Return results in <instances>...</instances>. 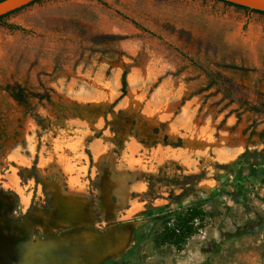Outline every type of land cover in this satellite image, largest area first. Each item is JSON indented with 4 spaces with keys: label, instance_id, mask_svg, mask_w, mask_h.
Listing matches in <instances>:
<instances>
[{
    "label": "rangeland",
    "instance_id": "obj_1",
    "mask_svg": "<svg viewBox=\"0 0 264 264\" xmlns=\"http://www.w3.org/2000/svg\"><path fill=\"white\" fill-rule=\"evenodd\" d=\"M0 118V264H264L263 14L39 0L0 22ZM202 197L197 232L160 244Z\"/></svg>",
    "mask_w": 264,
    "mask_h": 264
},
{
    "label": "trees",
    "instance_id": "obj_2",
    "mask_svg": "<svg viewBox=\"0 0 264 264\" xmlns=\"http://www.w3.org/2000/svg\"><path fill=\"white\" fill-rule=\"evenodd\" d=\"M39 0H36L29 5L37 2ZM223 2L224 4L232 5L240 9H244L246 11H251L259 14H263L264 12L250 10L248 8L233 5L231 3L222 1V0H215ZM27 5V6H29ZM26 7V6H25ZM24 8V7H23ZM23 8H20L18 10H15L11 13H8L6 15H3L0 17V22L6 18L8 15L15 13ZM3 26L9 28V29H16L17 27L13 25H8L6 23H2ZM126 73H123L122 76V87L121 92L122 95H125L126 93ZM5 91L9 96L19 105L22 107H25L27 110L29 106L27 105V99L24 94V90L20 88L19 86L9 87L6 86ZM3 120L0 118V135L3 132ZM207 201L205 197H202L200 199H196L195 201L191 202L189 207H186L185 209L176 210V209H170L167 211V215L162 220L163 228L158 234V242L160 244H167L175 247L176 249H181L183 245L187 242V240L192 237L197 232V227L195 226L196 220H202L204 218V212L201 209V205L203 202Z\"/></svg>",
    "mask_w": 264,
    "mask_h": 264
},
{
    "label": "water",
    "instance_id": "obj_3",
    "mask_svg": "<svg viewBox=\"0 0 264 264\" xmlns=\"http://www.w3.org/2000/svg\"><path fill=\"white\" fill-rule=\"evenodd\" d=\"M36 0H0V17L3 15H6L8 13H11L15 10H18L20 8H23L30 3L34 2ZM228 3H231L233 5L242 6L245 8H248L250 10L260 11L264 12V0H222ZM16 251L13 255L15 262H18L19 264H36V258L35 255L28 254V252L33 253L32 251ZM44 253V250H39V254L42 255ZM44 255V254H43ZM38 262V261H37Z\"/></svg>",
    "mask_w": 264,
    "mask_h": 264
}]
</instances>
